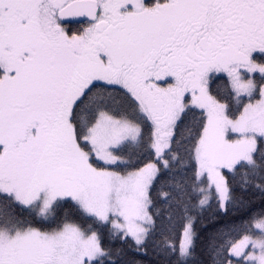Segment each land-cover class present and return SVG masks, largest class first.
I'll use <instances>...</instances> for the list:
<instances>
[{
	"label": "snow or ice",
	"instance_id": "6c2138e0",
	"mask_svg": "<svg viewBox=\"0 0 264 264\" xmlns=\"http://www.w3.org/2000/svg\"><path fill=\"white\" fill-rule=\"evenodd\" d=\"M0 264H264V0H0Z\"/></svg>",
	"mask_w": 264,
	"mask_h": 264
}]
</instances>
